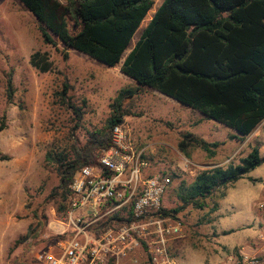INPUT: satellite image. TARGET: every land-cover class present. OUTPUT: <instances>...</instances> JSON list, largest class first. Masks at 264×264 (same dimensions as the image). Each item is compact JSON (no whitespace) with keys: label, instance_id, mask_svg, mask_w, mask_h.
I'll return each mask as SVG.
<instances>
[{"label":"rangeland","instance_id":"rangeland-1","mask_svg":"<svg viewBox=\"0 0 264 264\" xmlns=\"http://www.w3.org/2000/svg\"><path fill=\"white\" fill-rule=\"evenodd\" d=\"M151 1L123 59L163 0ZM38 51L48 54V72L29 62ZM121 62L108 68L59 41L56 47L44 44L37 20L23 4L0 0V264H42L37 256L66 237L60 234L66 228L65 214H57L52 199L58 177L45 154L73 144L82 147L104 127L118 91L135 86L120 72ZM9 80L12 98L7 100ZM64 83L69 85V106L57 95ZM124 109L127 143L144 149L147 175H177L163 201L168 209L176 207L169 197L179 181L190 182L214 166L238 164L251 146H259L264 155V120L244 140H233L231 128L146 88L125 102ZM186 132L208 142L223 141L224 146L214 158L193 147L186 157L177 148ZM172 218L182 223L181 237L169 245L173 264H264V163L217 191L203 210L188 206ZM40 220L46 222L44 235L30 248L17 244ZM138 264L150 263L140 259Z\"/></svg>","mask_w":264,"mask_h":264},{"label":"trees","instance_id":"trees-1","mask_svg":"<svg viewBox=\"0 0 264 264\" xmlns=\"http://www.w3.org/2000/svg\"><path fill=\"white\" fill-rule=\"evenodd\" d=\"M19 1L37 20L44 44L56 47L59 41L108 68L121 62L153 5L151 0ZM29 62L41 73L51 69L46 52L33 53ZM120 72L135 86L118 91L104 127L93 132L82 147L73 144L45 154V162L54 167L58 177L52 199L59 216L69 204L75 174L85 166L99 167L101 152L111 146V129L124 123L125 102L143 88L231 128L235 131L233 140H244L258 127L264 120V0H163L122 60ZM68 90L64 83L57 95L69 106ZM6 92L10 100V80ZM70 106L73 112L79 111ZM223 144L186 132L177 148L186 157L193 147L213 158ZM263 163L259 146H251L238 164L214 166L199 171L190 182L179 181L169 197L176 207L168 209L163 204V214L172 217L188 206L203 210L217 191ZM162 176L170 179L164 201L177 175ZM130 214V206L114 212L93 225L90 232L97 234L129 223ZM44 220H48L47 215ZM45 227L46 222L38 221L17 244L32 247L35 239L44 235Z\"/></svg>","mask_w":264,"mask_h":264},{"label":"built area","instance_id":"built-area-1","mask_svg":"<svg viewBox=\"0 0 264 264\" xmlns=\"http://www.w3.org/2000/svg\"><path fill=\"white\" fill-rule=\"evenodd\" d=\"M125 124L111 129V146L99 156V167L85 166L71 183L63 240L37 256L42 264H173L170 241L181 237L182 223L164 215L168 177L147 175L144 149L127 143ZM131 207L129 223L101 230L90 228L114 212Z\"/></svg>","mask_w":264,"mask_h":264},{"label":"crops","instance_id":"crops-1","mask_svg":"<svg viewBox=\"0 0 264 264\" xmlns=\"http://www.w3.org/2000/svg\"><path fill=\"white\" fill-rule=\"evenodd\" d=\"M222 142H223V141H222ZM223 146H224V144H223ZM218 154H219V151H217L216 155H218ZM216 155H215L214 157H216ZM214 157H213V158H214Z\"/></svg>","mask_w":264,"mask_h":264}]
</instances>
